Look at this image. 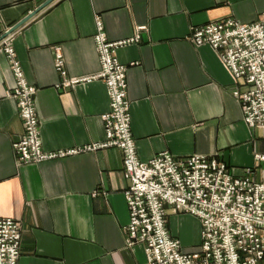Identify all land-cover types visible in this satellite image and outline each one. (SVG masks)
Masks as SVG:
<instances>
[{"label": "crops", "instance_id": "1", "mask_svg": "<svg viewBox=\"0 0 264 264\" xmlns=\"http://www.w3.org/2000/svg\"><path fill=\"white\" fill-rule=\"evenodd\" d=\"M47 0H0V36ZM264 0H55L13 34L35 102L46 151L105 139L107 85L86 79L100 71L96 17L109 40L126 39L147 25L141 41L118 48L128 66L133 136L147 162L161 151L174 156L218 155L235 175L252 169L264 182V137L244 122L232 95L234 76L209 44L196 46L192 26L235 17L256 21ZM65 76L55 69V47ZM64 79H80L69 89ZM86 79V80H83ZM9 59L0 48V217L22 222L19 264H146L145 246H126L129 209L123 152L108 147L42 163L18 165L13 142L24 134ZM168 227L184 249L201 242L196 215L168 208Z\"/></svg>", "mask_w": 264, "mask_h": 264}, {"label": "built area", "instance_id": "2", "mask_svg": "<svg viewBox=\"0 0 264 264\" xmlns=\"http://www.w3.org/2000/svg\"><path fill=\"white\" fill-rule=\"evenodd\" d=\"M94 36L100 72L86 79L107 85L110 109L103 113L105 139L85 146L46 151L42 146L41 120L35 102L38 87L26 78L17 56L13 33L0 41L15 76L8 92L18 105L24 134L13 142L18 165L42 163L88 150L118 147L123 152L124 190L130 221L125 226L126 246H145L146 264H264V182L254 180L252 169L233 174L218 155L174 156L164 150L147 162L137 152L133 136L127 72L118 48L139 43L147 25L133 36L111 41L101 16ZM10 28V27H9ZM8 30V29H7ZM188 38L196 45L209 44L234 76L232 95L243 110L244 122L264 137V11L256 21L235 17L192 26ZM55 69L65 76V59L55 47ZM83 79V80H86ZM80 79H64L57 86L67 90ZM256 158L264 162V154ZM196 215L201 223L198 248L186 250L168 227V208ZM22 222L0 217V264H19Z\"/></svg>", "mask_w": 264, "mask_h": 264}, {"label": "water", "instance_id": "3", "mask_svg": "<svg viewBox=\"0 0 264 264\" xmlns=\"http://www.w3.org/2000/svg\"><path fill=\"white\" fill-rule=\"evenodd\" d=\"M54 1L55 0H47V1H45L44 3L40 4L39 7H37L34 10H32L31 12H29L28 15L25 16V18H23L22 20H20V21L14 23L13 25H11V27L8 28V30H6V32L3 35L0 36V41L3 40L5 37L11 35V33L17 31L20 27L25 25L26 22H28L29 20H31L32 18L37 16L38 13H40L41 10H43L47 6L51 5Z\"/></svg>", "mask_w": 264, "mask_h": 264}]
</instances>
